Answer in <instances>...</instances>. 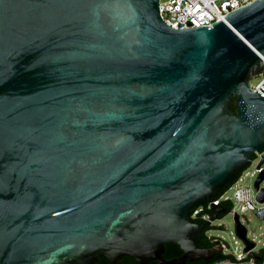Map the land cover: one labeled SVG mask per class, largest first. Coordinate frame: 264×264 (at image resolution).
<instances>
[{"label":"water","instance_id":"95a60500","mask_svg":"<svg viewBox=\"0 0 264 264\" xmlns=\"http://www.w3.org/2000/svg\"><path fill=\"white\" fill-rule=\"evenodd\" d=\"M158 2L0 0V264L221 251L198 242L226 208L190 211L264 143V83L249 82L264 70V0L184 29ZM166 242L181 255L163 258Z\"/></svg>","mask_w":264,"mask_h":264},{"label":"built area","instance_id":"2783aa9c","mask_svg":"<svg viewBox=\"0 0 264 264\" xmlns=\"http://www.w3.org/2000/svg\"><path fill=\"white\" fill-rule=\"evenodd\" d=\"M251 1L252 0H159L158 12L167 25L175 29H184L204 25L209 26L211 23L220 20L228 12L238 9ZM255 76L259 77L257 82L255 84H250L252 89L257 91L264 83V70ZM254 153L255 156H252V160L256 161L254 168L251 170L248 169V163L240 169L235 176L234 182L229 186L232 187L231 194L227 192L228 187L218 196L208 201L207 207L210 208V210L212 203L219 204L221 200H230L232 202V207L230 209L233 215L237 213L239 216L238 211L251 209L258 217L264 218V199L260 201L257 198V194L264 188V178L259 182L258 188L254 186L256 177L264 170V158L260 162L262 155H264V147ZM248 176L255 177L252 184L245 185L241 183L245 177ZM201 204L196 208L192 207L193 209H191L190 215L194 216L199 214L204 220H207L210 216V212H200ZM207 234L212 240H215V243H217V241L220 243L222 246L221 251L230 253L232 257L211 260L205 264H264V239L258 244L259 238L249 237L247 228L245 236L253 242V246L248 251H244L246 243L237 235L236 230L235 234L232 235L233 242L237 243L239 242L238 239H240L242 243L240 247L235 245L232 248L222 235L213 234L210 229L207 231ZM250 252L260 255V257L256 258Z\"/></svg>","mask_w":264,"mask_h":264},{"label":"trees","instance_id":"16d2710c","mask_svg":"<svg viewBox=\"0 0 264 264\" xmlns=\"http://www.w3.org/2000/svg\"><path fill=\"white\" fill-rule=\"evenodd\" d=\"M229 108L232 111L237 112L236 99L235 98L230 100ZM262 147H264V143L262 144ZM252 156H255L254 152H253ZM235 178L236 177H234L232 180L225 183L216 196H218L221 192L226 190L234 182ZM215 197H208L206 202L201 204L202 206H201L200 212H210L211 210H210V208L207 207V202L210 201L211 199L215 198ZM219 204L223 205L226 208V211L224 213L229 211L230 208L232 207V202L230 200H221V201H219ZM198 206H200V204L193 206V208H196ZM224 213H220L219 217L224 215ZM190 218L192 220H196L199 222L204 220L199 214L194 215V216L190 215ZM213 226H214V224H212V223L206 224V226L204 227V229L201 232L202 235H201L199 242H198L199 245H201V246L213 245L215 243V240H212L211 237L207 234V231L209 229H211ZM181 253H182V249L180 248V246L177 243L166 242L164 251L162 252V256L170 259L172 257L181 255ZM225 257H232V255L230 253H227V252L219 251L218 253H215L213 257H211L209 259L199 258V259H195L192 261H186L184 263H178V264H205L206 262H209L211 260H215V259H219V258H225ZM94 264H111V263L108 262L106 257L99 256ZM117 264H139V263L133 257L127 255L121 261H119ZM150 264H157V261H151Z\"/></svg>","mask_w":264,"mask_h":264},{"label":"rangeland","instance_id":"374dc122","mask_svg":"<svg viewBox=\"0 0 264 264\" xmlns=\"http://www.w3.org/2000/svg\"><path fill=\"white\" fill-rule=\"evenodd\" d=\"M164 1V0H161ZM258 76H253L249 79V82L251 84H255L258 80ZM256 164L255 160H252L248 164V169H253ZM254 176H248L245 177V179L241 182L245 185L252 184L254 180ZM228 194H231L232 187L228 188ZM240 216V221L246 226L247 228V234L249 237H255L259 238L260 241L264 239V218L258 217L255 212L251 209H245L242 211H238ZM214 226L210 229V231L213 234H219L222 235L230 244V246L233 248L235 245L240 247L242 245L240 239L239 242L234 243L232 235L235 234V222L233 217V212L231 209L224 213L221 217H218L211 221ZM238 238V237H236Z\"/></svg>","mask_w":264,"mask_h":264},{"label":"flooded vegetation","instance_id":"af4514ba","mask_svg":"<svg viewBox=\"0 0 264 264\" xmlns=\"http://www.w3.org/2000/svg\"><path fill=\"white\" fill-rule=\"evenodd\" d=\"M162 255V254H161ZM125 256H127V255H123L120 259H118L117 260V262H116V264L119 262V261H121ZM129 256V255H128ZM163 258H165V259H168V258H166V257H164V256H162ZM151 261H157V260H155V259H153V260H150V262ZM158 263V262H157Z\"/></svg>","mask_w":264,"mask_h":264}]
</instances>
